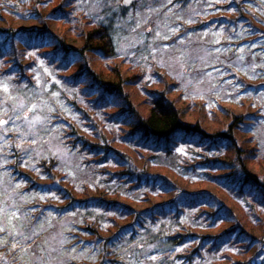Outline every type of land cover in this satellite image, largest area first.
Masks as SVG:
<instances>
[{"label": "trees", "instance_id": "trees-1", "mask_svg": "<svg viewBox=\"0 0 264 264\" xmlns=\"http://www.w3.org/2000/svg\"><path fill=\"white\" fill-rule=\"evenodd\" d=\"M87 1L0 0V264H264V0ZM160 43L206 49L194 71L257 112L185 121Z\"/></svg>", "mask_w": 264, "mask_h": 264}, {"label": "rangeland", "instance_id": "rangeland-1", "mask_svg": "<svg viewBox=\"0 0 264 264\" xmlns=\"http://www.w3.org/2000/svg\"><path fill=\"white\" fill-rule=\"evenodd\" d=\"M87 5H89L90 8H97L95 0H88ZM138 17L141 21L140 23L147 24V22H145V20L147 19H144L146 17L142 13L141 15H138ZM138 25L139 23H137V26ZM36 26L42 27L39 24H37ZM49 28H51L52 31L58 32V28L54 24ZM140 29L141 26L136 29L135 33L132 35V37L135 35L134 40H132L131 42L129 40L122 42L120 51L124 53V55L128 54L133 49V47L142 50L143 47H146V44L150 45L153 42V35H144V37H140V33V35L137 36L136 33H139V31L145 32V30L142 31ZM162 35L164 39L169 37L165 36L164 33H162ZM71 43L76 47L81 46V41L71 40L69 44L71 45ZM174 49L176 48H171V45L169 43H160L158 46L152 47L151 52L155 53V57L159 60L160 65L165 67L171 76L176 77L181 81L182 88L185 91L183 95L184 99H179L177 103L178 106L181 107V109L185 108L183 110L182 117L185 121L193 122L196 120H200L206 129L215 131L224 129L229 121V118L225 113V110L223 109L224 106L237 109L238 112H242L245 109H247L248 112H257L258 107L256 99L253 97H245V94H238L236 91V89L238 88L232 86V81L228 83L231 85V87H226L227 84L225 85V82L229 80L228 78H226L223 82L218 83V85L216 84V82H218L217 78L224 77V70H216L215 72L214 70L207 71V69L205 68L206 71H204L202 70L203 67H201L200 74L197 73L198 71H194L195 68L200 66V64L202 63L206 65L209 64L208 62L206 63L204 57L201 56V52H204L206 49H203L202 47H193V49L189 50V52L187 53L179 52L178 54L174 52ZM215 84L217 85V87H215ZM40 91H43V89L41 88ZM43 92L40 93L42 96ZM231 92V95L234 96L230 95ZM224 93L227 94V97H224ZM27 96L28 95H25V98L20 99L18 101V105L20 107L28 108L27 117L31 113H34L32 119L29 117L25 120V125H27L29 128H33L34 125H37V123L43 124L44 122V114L40 113V111H42L44 107V102L35 100L34 96L33 99H30L31 95L28 98ZM171 97L173 99H177V95L173 94ZM185 97H188L187 100H185ZM190 101H194V103L196 101L198 102V104L189 105ZM48 146V149L52 148L53 151L59 153L60 157L66 165H74V161L70 154L61 150L58 146H55V148L51 147L50 145ZM77 170L79 171V176L81 177L82 171L80 169ZM259 172L264 175V168L261 167V169H259Z\"/></svg>", "mask_w": 264, "mask_h": 264}, {"label": "water", "instance_id": "water-1", "mask_svg": "<svg viewBox=\"0 0 264 264\" xmlns=\"http://www.w3.org/2000/svg\"><path fill=\"white\" fill-rule=\"evenodd\" d=\"M137 0H122V4L125 6H130L132 3L136 2Z\"/></svg>", "mask_w": 264, "mask_h": 264}]
</instances>
